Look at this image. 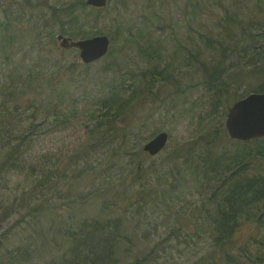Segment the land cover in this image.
<instances>
[{
	"label": "trees",
	"instance_id": "trees-1",
	"mask_svg": "<svg viewBox=\"0 0 264 264\" xmlns=\"http://www.w3.org/2000/svg\"><path fill=\"white\" fill-rule=\"evenodd\" d=\"M148 1L147 10L171 24L179 43L178 31H183L176 25L185 24V64L200 63V82L212 92L208 98L215 109L222 104L216 91L228 85L227 71L234 58V69L247 66L250 72L264 75V0ZM157 1L165 9L160 10ZM248 2L252 4L247 6ZM85 8L97 16L101 11L111 14L106 7L87 5L86 0H68L59 7L52 5L49 16L59 26V34L73 39L104 34L86 28ZM177 9L180 16L175 15ZM213 13L220 14L216 24ZM133 24L119 26V37L135 40L143 58L154 63L151 81L146 79L141 86L138 80L131 93L114 78H106L100 87H85L97 103L69 149L35 154L38 134L50 116L65 123L79 114L71 82H54L58 73L53 67L32 101L28 128L0 123V177L12 172L29 180L20 198L0 205V264H143L162 243L174 240L185 242V262L190 264H264V138L232 139L220 125L201 135L202 144L196 140L168 147V141L156 155L134 144L136 125L129 117L140 112L137 108L146 89L154 93L160 80L174 81L170 69L175 62L167 60L168 70L160 68L169 45L149 30L141 29L140 42L126 36ZM208 24L212 27L206 29ZM56 28L50 36H55ZM13 31L11 23L0 20V45L6 58L14 54ZM94 62L83 63L89 67ZM89 72L87 68L83 73ZM252 91L262 92L264 86ZM90 181L93 187L86 191L84 185ZM149 210L164 218L166 236L148 253L140 249L143 256L135 253L129 263L127 247L132 249L140 239L135 220ZM203 248L206 253L200 257L195 250Z\"/></svg>",
	"mask_w": 264,
	"mask_h": 264
},
{
	"label": "rangeland",
	"instance_id": "rangeland-1",
	"mask_svg": "<svg viewBox=\"0 0 264 264\" xmlns=\"http://www.w3.org/2000/svg\"><path fill=\"white\" fill-rule=\"evenodd\" d=\"M66 1L68 0H30V2L0 0L1 4L7 3L0 6V20L13 25L14 36L17 38L14 54L9 58L5 57L0 45V75L2 77L0 123L2 121L12 123L20 130L28 128L32 101L40 92L39 86L44 83L50 67L55 68L58 73L54 82L60 80L71 82V90L77 98L79 114L76 117L70 118L65 123L57 121L54 116L48 118L49 123L38 134L35 154L59 153L69 149L78 141L80 133L84 131V124L89 120L88 115L97 103L92 96L84 92L85 87L90 89H93L92 85L100 87L104 85L103 81L106 78H114L119 84L124 82V89H128L126 92L131 93L138 80L141 86L144 80L151 81L150 71L154 63L143 58L144 56L138 50L139 43L135 40H125L119 37V26L126 27L134 23L131 30L125 32L126 36L131 34L140 42L142 40L141 29L149 30V33L155 35L156 39L169 45V55L167 57L166 52L162 53L160 68L168 70L166 61L173 59L172 61L175 62V67L170 69L174 81L171 83L160 80L154 87V93H148L146 89L141 104L137 108L140 112L129 117L131 123L136 125L131 141L141 147L160 131L169 133L168 147L196 140L202 144L204 142L201 139L203 133L220 125L225 128L229 107L237 99L264 86V75L259 72L252 73L247 66L239 70L234 69L232 64L236 61L234 58L229 63L227 71L228 85L216 91L217 99H220L222 104L219 108L216 106L217 109H215L208 98L212 92L207 91L206 85L200 82L203 77L200 63L196 60H189L191 65L185 64V24L182 28L176 25L177 30L182 29L183 31V34L178 31L181 38L179 43L175 40L177 34L174 30L171 31V24L164 21L159 14L153 15L147 10L151 9L146 5L148 0H109L105 7L111 12L110 15L102 14L103 11H101L98 13L100 16H97L93 10L85 8L83 15L88 21L86 28L94 32L101 29L111 38V54L109 53L88 67L82 62L79 49L63 48L57 40L60 33L59 26L56 28V24L49 15L52 5L59 7ZM251 4L248 2L247 6ZM157 5L160 6V10L165 9L160 1H157ZM215 9L220 8L215 7ZM7 12L10 13V17L5 16ZM180 14V10L177 9L175 15L180 16ZM218 16L220 14H212V23H218L216 22ZM210 27H212L210 24L205 26L206 29ZM54 28H56L55 36L52 37L49 32ZM255 31H260V28ZM78 38L82 37L75 39ZM87 68L90 72L86 75L83 72ZM236 73L239 79L233 84L231 79ZM29 78L33 81L30 82ZM46 93L43 94L45 97ZM183 107L185 110H182ZM146 112H150V115H146ZM179 116L181 117L178 118ZM143 124L145 126L140 129L139 126ZM1 143L0 138V146ZM167 149L161 152L162 157L167 153ZM28 182L25 174L4 173L0 177V205L20 198L22 193L29 188ZM92 187V181L84 185L86 191L91 190ZM152 213L149 210L143 213L140 219L135 220V224L139 226L140 239L132 249L127 247L129 263L134 261L135 253L139 255L142 253L140 249L148 253L158 241L166 236L167 226L164 218L156 214L152 215ZM200 245L201 242L196 248ZM195 252L201 257L206 253V248L195 250ZM142 256L141 254L140 257ZM218 259L221 261L220 258ZM223 263L221 261L220 264ZM143 264H190L185 262V242L178 243L174 240L162 243L157 253Z\"/></svg>",
	"mask_w": 264,
	"mask_h": 264
},
{
	"label": "water",
	"instance_id": "water-1",
	"mask_svg": "<svg viewBox=\"0 0 264 264\" xmlns=\"http://www.w3.org/2000/svg\"><path fill=\"white\" fill-rule=\"evenodd\" d=\"M87 5L102 8L108 0H86ZM63 48H78L80 58L85 63L101 59L108 54L111 38L106 34L93 35L82 39L59 34L57 36ZM225 130L232 139L248 141L264 138V92L252 91L229 107ZM169 133L159 132L144 145L151 155L158 154L168 143Z\"/></svg>",
	"mask_w": 264,
	"mask_h": 264
},
{
	"label": "flooded vegetation",
	"instance_id": "flooded-vegetation-1",
	"mask_svg": "<svg viewBox=\"0 0 264 264\" xmlns=\"http://www.w3.org/2000/svg\"><path fill=\"white\" fill-rule=\"evenodd\" d=\"M233 79H234V83H237L238 82V79H239V75L238 74H235L234 76H233ZM233 83V84H234ZM252 92V91H251ZM258 92V91H257ZM262 92H264V91H262ZM249 94V93H248ZM245 96H243L242 98H244ZM242 98H239V99H242ZM239 99H237V101L239 100ZM237 101H235V102H237ZM234 102V103H235ZM233 103V104H234ZM232 106V105H231Z\"/></svg>",
	"mask_w": 264,
	"mask_h": 264
},
{
	"label": "bare ground",
	"instance_id": "bare-ground-1",
	"mask_svg": "<svg viewBox=\"0 0 264 264\" xmlns=\"http://www.w3.org/2000/svg\"><path fill=\"white\" fill-rule=\"evenodd\" d=\"M160 132H161V131H160ZM158 133H159V132H158ZM158 133H157V134H158ZM157 134H155L153 137H155ZM153 137H152V138H153ZM152 138H150L148 141H150ZM148 141H147V142H148ZM147 142H146V143H147ZM146 143H145V144H146ZM145 144H144V145H145ZM143 149H144V146H143ZM144 150H145V149H144Z\"/></svg>",
	"mask_w": 264,
	"mask_h": 264
}]
</instances>
